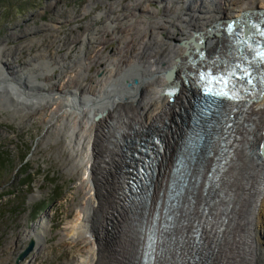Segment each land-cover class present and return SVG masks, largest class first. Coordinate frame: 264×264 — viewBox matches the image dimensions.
<instances>
[{"label":"bare ground","instance_id":"1","mask_svg":"<svg viewBox=\"0 0 264 264\" xmlns=\"http://www.w3.org/2000/svg\"><path fill=\"white\" fill-rule=\"evenodd\" d=\"M206 1L128 0L73 45L81 60L56 75L38 60L52 71L64 56L40 52L15 71L14 53L0 47V109L41 119V143L57 144L66 169L86 176L68 234L82 244L76 264H139L152 236L153 264H264V15L244 14L259 0L225 12ZM224 18L235 20L217 24ZM112 38L117 46L104 53ZM209 85L241 101L199 124L205 133L193 109ZM227 117L235 126L220 138L212 126ZM251 137L263 139L260 148L245 144ZM194 141L191 164L173 173L176 148Z\"/></svg>","mask_w":264,"mask_h":264},{"label":"rangeland","instance_id":"2","mask_svg":"<svg viewBox=\"0 0 264 264\" xmlns=\"http://www.w3.org/2000/svg\"><path fill=\"white\" fill-rule=\"evenodd\" d=\"M215 1L225 12L227 8L242 6L248 0ZM127 2L0 0V47L14 53L8 65L15 71L30 67L32 61L27 59L37 53L54 58L62 55L63 67L60 65L52 71L49 63H43L47 58L38 60L45 72L56 75L67 69L66 64L81 60L79 54L73 55V45H79L80 40L89 37L92 28L108 17L112 20L116 14L123 13ZM205 4L213 7L209 0ZM150 5L156 9L153 17H159L162 5L157 1ZM179 5L183 10L184 4ZM257 6L264 8V0H259ZM122 23L128 22L123 19ZM116 46L117 39L112 38L103 51L112 52ZM97 66H91L87 81L95 76ZM137 82L138 77L137 81H130L133 85ZM3 99L9 102L7 97ZM44 132L41 119L32 120L15 115L12 109H0V155L5 158L4 168L0 169V264H76L80 259L76 251L82 244L73 246L68 234L77 218L74 205L81 197L77 188L86 176L79 178L66 169V155L58 153L57 144L41 143ZM248 141L245 142L247 146L260 148L263 139L251 137ZM38 208L42 210L36 214ZM260 240L264 243V224Z\"/></svg>","mask_w":264,"mask_h":264},{"label":"water","instance_id":"3","mask_svg":"<svg viewBox=\"0 0 264 264\" xmlns=\"http://www.w3.org/2000/svg\"><path fill=\"white\" fill-rule=\"evenodd\" d=\"M244 14H247V15H252V16H257V15H262V17H263V15H264V11L261 9V8H258V9H249L248 11H247V13H244ZM235 19H229V18H224V19H221V20H218V21H220V22H218L217 24H219V23H231V22H233ZM199 35H201V34H199ZM189 42H190V40H189ZM209 86H211V89H215V88H217V86L216 85H209ZM227 92H229V91H227ZM229 94L231 95V97L232 98H234L235 100H238V101H241V99L238 97V96H236V95H234V93H230L229 92ZM258 98V97H257ZM209 107H210V105H208ZM181 161H185V158H182V160H179V162H181ZM182 166V165H181ZM184 172H182V174H183ZM32 245V244H31ZM146 262V261H145ZM144 262V263H145ZM145 264H147V263H145Z\"/></svg>","mask_w":264,"mask_h":264},{"label":"trees","instance_id":"4","mask_svg":"<svg viewBox=\"0 0 264 264\" xmlns=\"http://www.w3.org/2000/svg\"><path fill=\"white\" fill-rule=\"evenodd\" d=\"M4 160L5 158L2 155H0V169L4 168ZM41 210H42L41 208H38L36 210V214H39Z\"/></svg>","mask_w":264,"mask_h":264}]
</instances>
